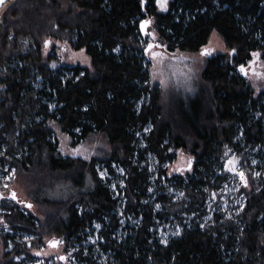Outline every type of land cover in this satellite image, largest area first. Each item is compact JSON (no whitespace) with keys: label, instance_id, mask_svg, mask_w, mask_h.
<instances>
[{"label":"trees","instance_id":"obj_1","mask_svg":"<svg viewBox=\"0 0 264 264\" xmlns=\"http://www.w3.org/2000/svg\"><path fill=\"white\" fill-rule=\"evenodd\" d=\"M146 19L169 53L201 52L213 33L223 41L228 54L207 55L194 95L163 101L151 85L149 32H140ZM52 42L84 51L89 66H61L54 48L45 56ZM253 53L264 60V0H168L167 10L156 0H23L10 6L0 17V168L24 176L30 205L48 211L42 221L5 197L0 206L9 214H0V224L37 235L33 245L52 234L70 247L98 222L104 240L98 246L109 253L104 264H264L263 178L248 174L249 190L242 181L246 201L237 215L214 214L205 225L199 222L205 214L202 189H213L212 179H221L214 167L225 150L234 151L245 166L244 150H264V91L254 98L237 71L258 57ZM50 123L72 145L93 134L104 136L111 155L90 162L61 158ZM178 149L195 158L193 176L174 182L185 194L184 212L197 215L161 244L150 231L163 214L142 202L150 197L151 180L140 164L150 154L161 178L170 150ZM261 161L264 170V154ZM113 164L124 170L123 215L139 220L121 241L110 239L118 228V201L97 171L101 166L114 176ZM88 176L90 191L50 198L57 184L82 190ZM169 200L159 196L154 202L168 212ZM14 240L0 237V264H14L13 256L25 252V244L16 242L3 251ZM87 251L76 256L96 264L92 249Z\"/></svg>","mask_w":264,"mask_h":264},{"label":"rangeland","instance_id":"obj_2","mask_svg":"<svg viewBox=\"0 0 264 264\" xmlns=\"http://www.w3.org/2000/svg\"><path fill=\"white\" fill-rule=\"evenodd\" d=\"M23 0H9L6 6L0 13V17L10 6L21 3ZM148 35L146 40L145 54L150 61L149 65V76L151 85L157 86L162 94L163 101L167 100L170 95H181L190 96L196 92V84L200 82V74L204 67V61H206L207 55H201L198 53H185L175 51L169 53L165 49V44L159 39L154 28L149 27L147 29ZM218 35L213 33L208 41L206 47L215 49L210 55L216 54H228V50L225 49L223 41L217 37ZM211 42V43H210ZM51 45L44 49V55H48L52 49H56V55L58 62L61 66L75 67L80 65L83 67L89 66V59L85 55L84 51L74 52L71 50L68 44L63 42H52ZM149 44L152 45L149 48ZM153 53H159V56H153ZM252 63L246 64L247 75L240 72L239 68L237 71L241 73V76L253 90L254 98L259 93L264 91V60L259 54L256 59L251 61ZM259 74V75H257ZM264 122V119H263ZM50 130L53 132V137L57 143V152L61 158L80 159L86 162H90L92 159H106L112 153V146L105 141L104 136L100 134H93L87 137L76 145L71 144V140L68 136L62 134L58 126L53 123L49 124ZM172 158L166 162L163 166L165 170V176L159 177L157 160L150 154L145 155L141 162V167L146 168L150 174L151 188L149 190L148 200L143 199L142 202L151 203L155 213H162L161 219H156L154 226L151 229L153 235L152 239L157 240L161 244H166L169 240L177 237L183 230V226L191 224L192 219L197 214L187 215L185 210L184 202L185 194L178 189L175 185L174 180L181 178L186 180L193 176L195 158L187 150L178 149L170 150ZM246 155V166L242 163L240 158L236 156L234 151L229 149L225 150L224 156L218 160L219 162L215 165V176L221 179L213 181V189L203 188L204 193V216L199 220L201 226L205 225L214 214H222L227 218L237 215L244 203L246 197L244 193H241L242 180L240 179L238 172L243 171L245 176L251 175L254 179H264V170L261 167L262 155L264 150L259 152L258 149L244 150ZM181 153H183L184 161H181ZM258 156V157H257ZM192 158V166L189 169L187 165V158ZM229 160H235V167L237 173L229 170L227 164ZM255 161V163H253ZM181 167V171H176L177 167ZM114 170V176L107 173L103 167L98 166V175L108 187L109 191L113 193V198L118 201V207L116 210L118 228L114 234L111 235V240L121 241L128 234V226H133L139 222L132 218L131 215H123V207L125 205V198L123 193V179L124 170L119 168L117 165H112ZM248 169V170H247ZM103 173V175H101ZM259 173V175H256ZM158 178L160 179L158 181ZM7 186V187H6ZM250 186V185H249ZM93 188L91 178H86L85 186L82 190L72 188L69 184H57L54 189L50 192V198L55 200H66L67 198L74 196L76 192L90 191ZM245 188L249 190V187ZM30 187L26 185L25 177L18 175V172L8 166L0 168V200H4L6 197L14 208H18L24 215L32 214L38 219L44 221L47 214V209L37 208L31 206L25 208V204H31L29 199ZM16 194V198L13 199L12 193ZM215 194V195H213ZM159 196H164L170 199L168 205V212L164 211L159 203L154 202ZM13 200V201H12ZM10 205V204H9ZM159 205V207H157ZM78 210H81L77 206ZM80 212V211H79ZM169 213V215L166 214ZM0 214H9L6 209L0 206ZM198 221H196L197 223ZM99 225V227H97ZM101 224L93 222L89 229L84 233L83 241L75 243L73 246L68 247L66 245L65 238L63 236L56 237L55 235L44 236L38 245H33V240L38 239L35 234L28 233H15L7 222L0 224V237L4 234L14 237V241H9L7 249L3 251H10L14 248V242L19 244H25V252L16 254L13 256L12 261L14 264H85L81 262L77 253L83 249V255L88 253V248H91L92 260L96 264H104L107 260L109 253L102 252V249L98 244H103L104 240L100 237ZM53 237L62 239L63 243L59 244L55 248L49 245L48 241ZM27 253V254H26ZM65 257L60 259L59 257Z\"/></svg>","mask_w":264,"mask_h":264},{"label":"snow or ice","instance_id":"obj_3","mask_svg":"<svg viewBox=\"0 0 264 264\" xmlns=\"http://www.w3.org/2000/svg\"><path fill=\"white\" fill-rule=\"evenodd\" d=\"M144 3V0H142V4ZM156 3L159 5V7L162 9V10H167V4H168V0H156ZM5 4V0H0V6L4 5ZM141 28L144 29L147 25L151 24L152 21L150 19H146V20H142L141 22ZM211 43V42H210ZM152 45L149 44V48H151ZM215 49L213 48H208V47H205L202 49L201 51V55H210L212 51H214ZM235 49H232L231 52L232 53H235ZM160 54L159 53H153V56H159ZM253 56H259V53H253ZM252 63V62H250ZM239 70L240 72L244 73L245 75H247V70L245 68L244 65H240L239 66ZM259 75V74H257ZM181 161L183 162L184 161V156H183V153H181ZM255 163V161L253 162ZM189 169H191V166H192V158L191 157H188L187 158V165H186ZM228 168L230 171L234 172V173H237V168L235 167V160H229L228 161V164H227ZM181 167H177L176 168V171H181ZM101 175H103V173H101ZM238 175L240 177V179L244 182V185L247 187V184H248V181H247V177L245 176V173L243 171H239L238 172ZM256 175H259V173H256ZM7 187V186H6ZM215 195V194H213ZM12 197L13 199L16 198V194L13 192L12 193ZM28 207H31V205L29 204ZM157 207H159V205H157ZM97 227H99V225H97ZM49 245L52 246L53 248H55L56 246H58L59 244L63 243L62 239H57L55 237H53L52 239H50L48 241ZM60 259H65V257L61 256L59 257Z\"/></svg>","mask_w":264,"mask_h":264},{"label":"water","instance_id":"obj_4","mask_svg":"<svg viewBox=\"0 0 264 264\" xmlns=\"http://www.w3.org/2000/svg\"><path fill=\"white\" fill-rule=\"evenodd\" d=\"M7 3H8V0H5V4L2 5V6H0V13H1V11L3 10V8L6 6ZM148 26H150V24L147 25L144 29H142V28H141V24H140V32H141L142 36H145V34H147ZM232 55H233V53L231 52V56H232Z\"/></svg>","mask_w":264,"mask_h":264}]
</instances>
